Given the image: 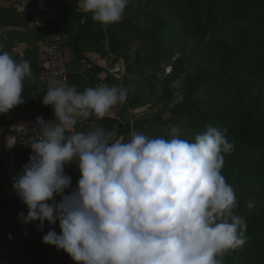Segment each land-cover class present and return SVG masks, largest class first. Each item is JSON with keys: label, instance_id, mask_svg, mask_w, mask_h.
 I'll list each match as a JSON object with an SVG mask.
<instances>
[{"label": "clouds", "instance_id": "obj_1", "mask_svg": "<svg viewBox=\"0 0 264 264\" xmlns=\"http://www.w3.org/2000/svg\"><path fill=\"white\" fill-rule=\"evenodd\" d=\"M129 3L79 0V7L108 25L123 19ZM30 76V63L17 61L0 43V113L23 103ZM129 90L50 83L42 102L53 107L57 122L36 117L33 154L13 178L27 206V215L18 216L23 223L38 220L39 230L45 221H59L60 233L49 230L42 241L77 264H222L227 251L244 245L247 228L234 214L235 191L222 175L224 156L234 150L227 129L208 126L189 141L174 125L167 138L133 133L128 142L113 140L100 126L74 130L124 104ZM73 161L77 187L62 195L72 182L64 166ZM54 194L62 195L59 202Z\"/></svg>", "mask_w": 264, "mask_h": 264}, {"label": "rangeland", "instance_id": "obj_2", "mask_svg": "<svg viewBox=\"0 0 264 264\" xmlns=\"http://www.w3.org/2000/svg\"><path fill=\"white\" fill-rule=\"evenodd\" d=\"M20 1L0 0V6L11 8L10 4ZM53 3L57 15L44 26L31 28L36 39L29 51L35 54L40 44L59 39L71 80L78 90L101 84L130 88L127 101L94 125L111 133L113 140L128 142L133 133L167 138L170 127L175 125L181 130V138L193 141L196 134L206 130L196 121V113L187 110L193 102L209 119L202 122L206 128L211 125L210 120H229L244 112L264 128V46L245 60L249 71L230 75L226 67L235 55L230 52L237 53L240 46L235 50L236 45L245 40V31H240L245 16H234L228 27L223 24L213 32L197 30L189 35L178 27L184 16L182 11H187L189 3L203 12V6L199 7L202 1L197 5V0H130L123 19L108 25L94 21L92 14L85 13L76 0H53ZM224 14L228 16L229 12ZM6 15V11L0 10V17ZM79 17L83 27L78 26ZM5 32L9 30L0 28L2 44ZM4 51L10 50L4 46ZM92 65L100 66L101 71L96 73ZM198 77L204 80L185 100L188 86ZM119 129H123L121 134L117 132ZM226 129L234 150L224 156L222 175L235 191L234 214L243 218L247 228L244 245L227 251L221 258L222 264H264V138L240 139L230 133L228 126ZM249 203L253 205L251 209ZM0 245L3 248L0 264L71 262L66 252L56 246L50 248L48 256L30 260L24 252L21 258L9 255L5 253L6 247Z\"/></svg>", "mask_w": 264, "mask_h": 264}, {"label": "trees", "instance_id": "obj_3", "mask_svg": "<svg viewBox=\"0 0 264 264\" xmlns=\"http://www.w3.org/2000/svg\"><path fill=\"white\" fill-rule=\"evenodd\" d=\"M76 1L79 2V0ZM200 1H202V3L199 7L203 6L201 7L203 12L197 11L198 7L194 8L193 6H190L189 3L186 4L188 7L187 11H182L184 16L180 18L178 24V27L182 29L181 32L189 35L197 32V30L213 32L216 29H219L223 24H225V27H228L234 16H245L243 20L244 24L241 25L243 27L240 30L245 31V34L243 35V39L245 40H243L242 44L236 45L235 50L240 46L237 53L233 52L234 50L230 52V54L233 53L235 55H233L231 63L226 65V67L227 72L229 71L228 73L230 75H235L241 71L244 73L249 71V63L245 60L250 59L249 56L252 55L253 52L259 51L260 47L264 46V0H224L219 3H215L213 0H197V5H199ZM0 10L7 12L5 18L0 17L1 30H4L9 26L27 28L28 16L25 14H19L13 8L9 7L3 8V6H0ZM218 12H220L221 16H218ZM226 12H229L228 16L224 14ZM78 26L83 27V24L80 22V17L78 18ZM34 27L36 26H32L31 28ZM3 37L5 40L4 43H11L15 40L14 38L16 35H14L13 31L12 33L8 32L3 35ZM75 51L81 55L79 50L75 49ZM30 66L31 77L29 78L28 85L32 93L38 99L40 105L41 98L45 93L38 87L36 81L38 74L36 50L35 54H32L31 56ZM91 67L96 73H99L102 69L98 65H92ZM176 68L177 63L173 65V70ZM203 80V78L198 77L188 86L185 100H187V96L194 92V87L199 85ZM40 106L42 107V112H44L46 105L41 103ZM187 110H189V113H196V121L198 120L199 123H201L200 127H202V129H206L204 124L202 125V122L209 119L205 117L202 110L197 109L196 105L194 106V102L187 108ZM109 120L110 123H114V120L111 118H109ZM209 122L211 124L210 126L221 130L226 129L228 126L230 133L240 139L260 141L264 138V128L245 112L235 115L229 120L220 118L218 120H210ZM117 132L121 134L123 129H119ZM2 199L3 198H0V243L6 241L10 248L18 249L21 253L24 252L26 256L30 257V260L39 256H48L47 253L50 248L55 246L44 243L42 241V234L33 232V230H36L37 232L39 230L37 226H35L37 221L23 223L22 218L18 216V213H24V215H27V212H25L19 204L12 201V199H10V201H2ZM28 225L30 226V229H26ZM65 255H67V258H71L67 253ZM69 264H76V262L71 258Z\"/></svg>", "mask_w": 264, "mask_h": 264}, {"label": "crops", "instance_id": "obj_4", "mask_svg": "<svg viewBox=\"0 0 264 264\" xmlns=\"http://www.w3.org/2000/svg\"><path fill=\"white\" fill-rule=\"evenodd\" d=\"M0 5H2V3ZM10 5L17 13L28 16V26L27 28L14 26L6 27L5 29H8L9 32L12 33L14 31L16 37L11 43H4L3 45L10 50L9 53L14 59L17 61L23 59L30 63L32 54L29 49L36 39L34 33L31 32V27L44 26L50 18L57 15V6L54 5L53 0H26V2L25 0H22L17 2V4ZM5 33L7 34L8 32ZM30 77L26 78L24 81V90L22 93L23 103L14 106L7 113H0V198H3L2 201H10V199H12V201L19 204L25 212H27V206L22 202L12 185L14 183L13 178L22 171V165L28 163L29 157L33 153L30 147L31 144H29L26 139L15 135L13 131L28 125L42 112L38 99L32 93L28 85ZM94 120L95 122L93 125H76L74 130L80 132L93 130L96 127L94 125L98 122L96 118H94ZM66 165L74 174V182L62 195L70 194L71 191L77 187V181L80 177L77 162H69ZM62 195L54 194L53 199L56 202H59ZM51 202L52 201H48V203ZM38 224L39 221L37 220L35 226ZM26 229H30V226L28 225ZM49 230H54L59 234V221H56L53 225H49L48 222L45 221L43 230H38V232L33 230V232L40 233L43 236L46 235ZM0 244H3L4 247H6L5 253L7 252L9 255H17L16 257L18 258H21L19 256H25L19 251L10 250L6 241H2ZM8 248L12 253L7 251ZM0 249H3L1 245ZM5 253L3 255H5ZM0 261H3L2 258Z\"/></svg>", "mask_w": 264, "mask_h": 264}, {"label": "built area", "instance_id": "obj_5", "mask_svg": "<svg viewBox=\"0 0 264 264\" xmlns=\"http://www.w3.org/2000/svg\"><path fill=\"white\" fill-rule=\"evenodd\" d=\"M61 40L52 39L48 43L40 44L36 49L37 56V85L46 94L48 87L52 81H59L63 84L73 85L70 80V69L68 67L63 46ZM45 122L52 121L56 123L54 117V110L51 105L45 107V111L40 113ZM95 122L94 117L82 120L77 125H93ZM15 135H18L31 144L39 135L38 125L36 118L32 120L28 125L13 131ZM65 173L72 179L71 184L74 182V174L70 168L64 166Z\"/></svg>", "mask_w": 264, "mask_h": 264}]
</instances>
